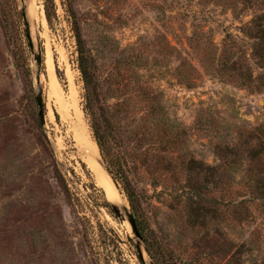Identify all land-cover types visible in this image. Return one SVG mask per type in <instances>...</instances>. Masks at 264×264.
Instances as JSON below:
<instances>
[{
    "label": "rangeland",
    "instance_id": "obj_1",
    "mask_svg": "<svg viewBox=\"0 0 264 264\" xmlns=\"http://www.w3.org/2000/svg\"><path fill=\"white\" fill-rule=\"evenodd\" d=\"M44 1L0 0V264H219L217 229L250 243L245 264L264 260V210L248 197L245 162L223 187L224 202L250 201L240 223L227 206L219 222L190 225L185 185L189 161L215 167L216 146L262 138L264 68L246 30L259 0H53L49 24ZM24 9L41 52L38 85ZM74 24L116 127L126 186L109 180L114 204L148 244L151 256L141 241L143 263L129 223L106 205L86 161L94 138ZM39 91L49 145L38 130ZM98 163L105 172L100 154Z\"/></svg>",
    "mask_w": 264,
    "mask_h": 264
},
{
    "label": "trees",
    "instance_id": "obj_2",
    "mask_svg": "<svg viewBox=\"0 0 264 264\" xmlns=\"http://www.w3.org/2000/svg\"><path fill=\"white\" fill-rule=\"evenodd\" d=\"M256 5L260 7V10H258L259 14L254 16L246 30L247 36L253 41L252 55L255 57L257 65L264 68V0H259V2H256ZM44 15L49 24L54 15L53 0L44 1ZM72 31L76 44L77 69L83 83L84 113L90 119L94 143L114 183L125 187V174L116 154L117 131L112 115L106 107H103L104 104H101V94H99L100 82L94 59L86 49L85 42L76 24L73 25ZM26 77H29V75L26 74ZM58 79L63 81L61 77H58ZM37 123L41 138L49 145L39 120ZM259 133L262 138L249 134L244 138L243 142H241V139H238L235 144L216 146L215 154L219 160V164L215 167L196 164L194 161H189L186 164V170L190 173L185 184L189 204L187 221L190 225L202 229L210 221L216 220L219 222L224 215L222 211L227 206H230L237 222L240 223L247 219V203H250L249 200L243 199V196H241V199L235 198L228 202H224L223 200V195H225L223 187L226 186L227 181L231 178L227 180V173L237 169V166H241L243 162L247 164L245 176L250 188L248 197L252 201H257L258 205L264 210V130L259 131ZM254 140L259 142L253 146ZM45 148L48 149L46 146ZM168 153H172V151ZM211 185L214 189H219V197L210 196L212 190L209 187ZM126 194L131 208L134 209L132 196L128 192ZM141 234L142 230H140L141 240L147 254L151 256L148 244ZM214 235L218 238L216 242L220 244V250L217 252V257H215L219 264L228 257L229 261L225 264H245L243 257L250 255L254 251L250 243L234 244L231 240L225 238L224 234L218 229L215 230ZM246 264H264V260L258 262L251 259Z\"/></svg>",
    "mask_w": 264,
    "mask_h": 264
},
{
    "label": "water",
    "instance_id": "obj_3",
    "mask_svg": "<svg viewBox=\"0 0 264 264\" xmlns=\"http://www.w3.org/2000/svg\"><path fill=\"white\" fill-rule=\"evenodd\" d=\"M23 18H24V21L26 23V34H27V38H28V44H29L30 52L33 56V59H34V62L36 64V68H37V74L35 76V81L38 85L39 84V70L41 67V52L39 50V47H37L35 50V47H34L33 42L31 40V37L29 34L28 24H27V21L25 18V9L23 10ZM35 101H36L37 110H38V113H37L38 120H39L40 125L43 128L46 126V122H45L46 111H45V105L43 102L41 91H39L38 94L36 95ZM105 172L107 173L109 178H111V175L109 174V172L106 169H105ZM111 181H112V179H111ZM108 206L110 207V209L113 211V213L116 216H118L122 219L125 218L127 220V222L129 223L130 228H131V232H132L133 236L135 237V241H136L135 242V249H136L137 257L140 260V262L143 263L144 256H143V250L141 248V241L142 240H141L139 233L137 232L135 222H134L132 215L125 209V207H120L118 204L108 202ZM150 264H153V263H150Z\"/></svg>",
    "mask_w": 264,
    "mask_h": 264
},
{
    "label": "bare ground",
    "instance_id": "obj_4",
    "mask_svg": "<svg viewBox=\"0 0 264 264\" xmlns=\"http://www.w3.org/2000/svg\"><path fill=\"white\" fill-rule=\"evenodd\" d=\"M52 79H53V77H52ZM91 146H92V148H91V151L89 152V154L86 156L87 157L86 161L88 162L89 166L91 167V169L93 171V174H94L95 180H96L95 182H97V184H99L100 187L103 188V191L105 192V195H106L105 196L106 199L109 200L110 202L114 203L119 198L118 194L116 192V188L115 189L113 188V186L115 187V185L113 184V182H111L109 180V177L104 172L102 167L99 165L100 163H98L99 154H98V150H97L95 143L91 142ZM111 183L113 184V186ZM129 229L130 228H128V230Z\"/></svg>",
    "mask_w": 264,
    "mask_h": 264
}]
</instances>
